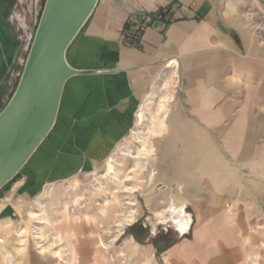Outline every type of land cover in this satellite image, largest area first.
Instances as JSON below:
<instances>
[{"label":"crops","instance_id":"0c3cea01","mask_svg":"<svg viewBox=\"0 0 264 264\" xmlns=\"http://www.w3.org/2000/svg\"><path fill=\"white\" fill-rule=\"evenodd\" d=\"M165 7L138 45L122 44L131 15ZM262 25L264 0H98L75 66L95 72L70 90L95 84L119 113L176 111L173 156L159 161L170 188L145 193L147 215L124 226L118 205L62 183L87 163L77 140H48L0 189V264H264ZM135 224L143 237L126 233Z\"/></svg>","mask_w":264,"mask_h":264},{"label":"rangeland","instance_id":"374dc122","mask_svg":"<svg viewBox=\"0 0 264 264\" xmlns=\"http://www.w3.org/2000/svg\"><path fill=\"white\" fill-rule=\"evenodd\" d=\"M44 1L0 0V110L19 81ZM168 14L169 9L165 7L154 13L131 15L122 30V44L138 45L143 28L154 19L167 18ZM83 32L82 27L66 50V59L73 67L85 62L81 47ZM74 79L77 78L74 76L65 84L51 131L16 176L0 189L9 188L30 167L48 140L75 138L87 163L78 169L72 181H63L64 186L82 189L87 196L81 198H86L88 203L118 205L119 220L124 226L131 223L126 221L128 217H131L130 221L138 219L141 222L147 215L145 193L155 194L162 188H170L161 180L159 161L162 155L173 156L174 149L165 144L175 139L176 111L150 108L149 111L119 113L112 110L111 98L99 94L95 84L83 82L70 90ZM167 103L169 105L170 101ZM158 106L159 103L155 107ZM62 125L69 131L66 136ZM81 128L82 134L76 130ZM100 143L104 146L99 147ZM172 175L171 170L165 174L168 178ZM134 208L140 211L133 213ZM132 214H135L134 218Z\"/></svg>","mask_w":264,"mask_h":264},{"label":"water","instance_id":"95a60500","mask_svg":"<svg viewBox=\"0 0 264 264\" xmlns=\"http://www.w3.org/2000/svg\"><path fill=\"white\" fill-rule=\"evenodd\" d=\"M97 1H44L19 81L0 110V188L51 131L67 80L95 72L71 66L66 50Z\"/></svg>","mask_w":264,"mask_h":264},{"label":"trees","instance_id":"16d2710c","mask_svg":"<svg viewBox=\"0 0 264 264\" xmlns=\"http://www.w3.org/2000/svg\"><path fill=\"white\" fill-rule=\"evenodd\" d=\"M160 13V12H159ZM16 176V175H15ZM14 176V177H15ZM13 177V178H14ZM12 180V179H11ZM135 230L139 231V232H135ZM126 233H132L135 234L137 236V238L139 237H143L145 235V230L143 228H141L139 225H132L130 228H128L126 230Z\"/></svg>","mask_w":264,"mask_h":264},{"label":"built area","instance_id":"2783aa9c","mask_svg":"<svg viewBox=\"0 0 264 264\" xmlns=\"http://www.w3.org/2000/svg\"><path fill=\"white\" fill-rule=\"evenodd\" d=\"M262 28L264 29V25H262ZM263 47H264V40H263Z\"/></svg>","mask_w":264,"mask_h":264},{"label":"bare ground","instance_id":"6f19581e","mask_svg":"<svg viewBox=\"0 0 264 264\" xmlns=\"http://www.w3.org/2000/svg\"><path fill=\"white\" fill-rule=\"evenodd\" d=\"M182 214V213H181Z\"/></svg>","mask_w":264,"mask_h":264}]
</instances>
